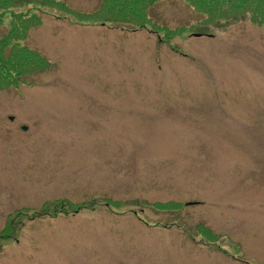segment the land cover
<instances>
[{
	"label": "rangeland",
	"instance_id": "rangeland-1",
	"mask_svg": "<svg viewBox=\"0 0 264 264\" xmlns=\"http://www.w3.org/2000/svg\"><path fill=\"white\" fill-rule=\"evenodd\" d=\"M15 11L49 67L0 90V264H264V26Z\"/></svg>",
	"mask_w": 264,
	"mask_h": 264
},
{
	"label": "trees",
	"instance_id": "trees-1",
	"mask_svg": "<svg viewBox=\"0 0 264 264\" xmlns=\"http://www.w3.org/2000/svg\"><path fill=\"white\" fill-rule=\"evenodd\" d=\"M160 0H97V5L90 11L74 10L64 0H0V90L18 85L29 73L43 71L49 67L47 59L37 49L23 44L30 31L42 23L36 13L15 11L22 4L38 3L46 7L57 8L77 20L101 21L105 26L118 27L122 30L153 26L148 16L151 5ZM200 15L206 24H219L224 21L248 19L256 26H264V0H184ZM8 12V26L1 30ZM155 25V23H153ZM159 33L160 28L154 32ZM155 32V33H156ZM162 36L165 32L161 31ZM174 33H176L174 31ZM160 207H179L178 202H164ZM56 212H59L56 211ZM9 216L7 219H9ZM3 231H6L7 226ZM8 236L0 233V238Z\"/></svg>",
	"mask_w": 264,
	"mask_h": 264
},
{
	"label": "water",
	"instance_id": "water-1",
	"mask_svg": "<svg viewBox=\"0 0 264 264\" xmlns=\"http://www.w3.org/2000/svg\"><path fill=\"white\" fill-rule=\"evenodd\" d=\"M25 129V128H24Z\"/></svg>",
	"mask_w": 264,
	"mask_h": 264
}]
</instances>
